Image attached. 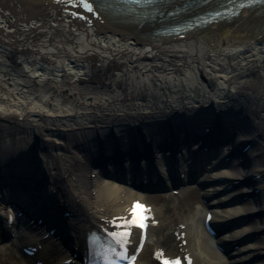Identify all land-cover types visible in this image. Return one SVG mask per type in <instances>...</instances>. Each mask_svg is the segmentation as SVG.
I'll return each instance as SVG.
<instances>
[{
	"label": "bare ground",
	"instance_id": "6f19581e",
	"mask_svg": "<svg viewBox=\"0 0 264 264\" xmlns=\"http://www.w3.org/2000/svg\"><path fill=\"white\" fill-rule=\"evenodd\" d=\"M89 21L82 6L68 0H0V120L12 125L0 133V172L7 170L14 157L34 149L35 140L56 146L59 157H49L45 167L50 171L45 170L48 188L59 191L61 202L75 213L68 219L69 227L63 225L68 230L65 240L70 239L73 249L83 247L89 229L126 215L134 202L143 200L137 192L102 180L76 150L81 148L93 158L95 143L110 137L127 148L134 135L126 127L157 131L162 119L173 117L188 132L195 125L189 111L200 106H217L247 118L248 130L260 133L263 140L256 154L261 156L248 174L260 176L264 189V6L242 10L231 22L211 24L184 38L154 36L152 23L115 10ZM16 127L22 141L14 142L9 136L14 137ZM181 132H176L180 138ZM152 138L162 144L156 133ZM59 147L69 151L67 163ZM123 151L117 156L127 154ZM155 153L160 162L159 152ZM158 165L166 175L163 165ZM109 169L115 171L112 166ZM170 192L166 197L171 199ZM2 195L9 194L3 189ZM246 204L241 208L244 212L254 209ZM9 206L0 199V217L5 220L12 214ZM153 211L152 222H161L151 229L166 230L168 237L192 226L195 248L189 244L193 254L186 258H192L193 264H222V253L211 247L205 231L208 211L196 232L194 219L184 217L178 204ZM216 213L225 220L232 216L230 209ZM61 222L59 226L65 221ZM259 224L256 221L254 227L264 228ZM260 247L264 250V242ZM157 248L158 253L162 247ZM0 264L11 263L0 260Z\"/></svg>",
	"mask_w": 264,
	"mask_h": 264
},
{
	"label": "rangeland",
	"instance_id": "374dc122",
	"mask_svg": "<svg viewBox=\"0 0 264 264\" xmlns=\"http://www.w3.org/2000/svg\"><path fill=\"white\" fill-rule=\"evenodd\" d=\"M11 126L8 125L6 122L0 120V133L3 132L5 128H7V127L9 128ZM18 132H19V129L16 132H14L15 133L14 137H12L11 134H9L10 138H12L14 142L23 140V138L22 139L20 137L17 138ZM9 133H11V132L9 131ZM13 144H15V143H13ZM63 156L66 159L69 158V156L67 154H65ZM65 163H67L66 160H65ZM102 180H104V179H102ZM106 181H108V180H106ZM143 197H144V200L148 204H150L152 207L170 209L173 205L178 204V206L181 208V213L183 216L187 217L189 220L191 218L194 219L193 229L195 231L199 230L200 224H199L198 218L201 216L199 211L202 210V207L200 205V202H201L200 192L198 190H191V191H188V190L185 191V189L179 190L178 193H176L173 196V198H171V199L164 198V197L159 196V195H148V194H143ZM196 215H198V216L196 217ZM194 217H196V218H194ZM158 226H156V227H158ZM166 236H167L166 230H162V231L156 230L155 232H153L151 234V240H150V243L148 245V249L146 250V252L143 255L142 263L148 264L151 262L152 256H153L152 247L156 244V242L159 239H162L163 241L168 240V241L172 242V237L167 238ZM185 242H187V244H188L187 240ZM180 245H182V243H180ZM1 247H2V249H5V253L3 255H0V260H3V261L7 260L11 264H25L21 255L18 253V251L15 247H13L12 245H9V244H6V245L1 246ZM162 247L165 249V252H167V253H171V252L175 251V250H173V248L169 247L167 244H164ZM5 254H7V255H5Z\"/></svg>",
	"mask_w": 264,
	"mask_h": 264
},
{
	"label": "snow or ice",
	"instance_id": "6c2138e0",
	"mask_svg": "<svg viewBox=\"0 0 264 264\" xmlns=\"http://www.w3.org/2000/svg\"><path fill=\"white\" fill-rule=\"evenodd\" d=\"M68 2H74L76 5H81L86 11H93L92 4L89 0H68ZM134 2H140V0H134ZM147 2L151 3L152 0H147ZM251 2L264 3V0H250V3ZM245 6V4L240 5L241 8H244ZM149 215L150 209L139 202H134L129 212V216L118 217L112 222L113 227L116 228L117 231L111 232V239L114 244L119 246L120 251H116V249L111 246L104 249L102 252L103 264H118V261L129 260L127 255V245L131 236V230L133 227H138L142 230L146 229L147 224L145 221L149 218ZM93 242H95V238H93ZM160 255L162 254H158V258ZM131 259L134 261L135 257L133 256ZM163 264H181V261L179 259L164 260ZM188 264H191V262L189 261Z\"/></svg>",
	"mask_w": 264,
	"mask_h": 264
}]
</instances>
